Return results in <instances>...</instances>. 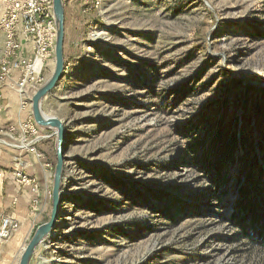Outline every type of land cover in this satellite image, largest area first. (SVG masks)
Returning a JSON list of instances; mask_svg holds the SVG:
<instances>
[{
    "label": "rangeland",
    "instance_id": "rangeland-1",
    "mask_svg": "<svg viewBox=\"0 0 264 264\" xmlns=\"http://www.w3.org/2000/svg\"><path fill=\"white\" fill-rule=\"evenodd\" d=\"M7 4L0 0V17ZM86 6L41 105L64 124L65 158L56 225L29 264H264V249L239 241L229 220L243 175L264 183V0ZM53 68L54 59L45 80ZM5 129L0 122V218L11 215L20 228L0 264H18L49 218L56 158L43 196L20 129L12 137ZM232 130L243 143L230 155Z\"/></svg>",
    "mask_w": 264,
    "mask_h": 264
},
{
    "label": "built area",
    "instance_id": "built-area-1",
    "mask_svg": "<svg viewBox=\"0 0 264 264\" xmlns=\"http://www.w3.org/2000/svg\"><path fill=\"white\" fill-rule=\"evenodd\" d=\"M0 17V33L4 44V55L0 59V111L3 109V89L8 87L17 96L20 111L30 108L31 97L45 81L43 72L49 61L54 59L56 27L52 12V0H7ZM96 5L99 0H95ZM20 137L26 150L37 160L44 156L37 145L53 136L44 133L27 114L19 125ZM15 127L3 130L12 137ZM19 148V147H18ZM13 173L20 184H29L24 171L19 167ZM4 172L0 169V180ZM20 228L18 219L11 215L0 218V249Z\"/></svg>",
    "mask_w": 264,
    "mask_h": 264
},
{
    "label": "water",
    "instance_id": "water-1",
    "mask_svg": "<svg viewBox=\"0 0 264 264\" xmlns=\"http://www.w3.org/2000/svg\"><path fill=\"white\" fill-rule=\"evenodd\" d=\"M52 12L56 27L54 45V68L51 75L37 88L31 97L30 107L34 123L41 129L52 130L55 134V158L56 163L53 172L51 190V211L47 221L37 226L30 240L24 247L18 264H29L31 256L47 236H49L55 225L60 210V185L63 174L65 135L64 124L57 117L47 115L42 110V101L52 91L62 77L64 71V3L63 0H52Z\"/></svg>",
    "mask_w": 264,
    "mask_h": 264
},
{
    "label": "crops",
    "instance_id": "crops-1",
    "mask_svg": "<svg viewBox=\"0 0 264 264\" xmlns=\"http://www.w3.org/2000/svg\"><path fill=\"white\" fill-rule=\"evenodd\" d=\"M86 4L87 0H64V26L66 34V38L64 37V49L66 48V41L72 37V35L74 34V30L76 28L81 27V25L85 24L84 22L86 20V17H89L90 15V13L87 12L89 10V7L86 6ZM3 105V109L0 111V122L1 124H4L5 128L7 129L8 127L13 126H17V128H19L20 123L24 120L22 116H27V114H31V110L29 108L20 111V105L18 103L17 96L8 87H5L3 89ZM42 131L44 133H51V130L48 129H42ZM54 142L52 140V137H50L38 143L37 149L44 155L42 159L37 160L31 154H28L24 157V159H28L27 161L30 164V175H41L40 178H42V181H40V184L43 187V196H47L48 192L47 177L48 175H51V161L53 154H55ZM9 198L11 197L9 196ZM15 204L18 209H26L23 207L24 204L21 199H17V202Z\"/></svg>",
    "mask_w": 264,
    "mask_h": 264
},
{
    "label": "trees",
    "instance_id": "trees-1",
    "mask_svg": "<svg viewBox=\"0 0 264 264\" xmlns=\"http://www.w3.org/2000/svg\"><path fill=\"white\" fill-rule=\"evenodd\" d=\"M220 138L221 130L217 128L211 144L217 146ZM242 143L236 130H232L225 149L232 155L236 145ZM223 152L224 149L219 151ZM243 176L244 180L236 188V200L229 220L238 229L239 241H245L252 248L264 249V183L255 182L249 171Z\"/></svg>",
    "mask_w": 264,
    "mask_h": 264
},
{
    "label": "bare ground",
    "instance_id": "bare-ground-1",
    "mask_svg": "<svg viewBox=\"0 0 264 264\" xmlns=\"http://www.w3.org/2000/svg\"><path fill=\"white\" fill-rule=\"evenodd\" d=\"M1 142L12 145L11 143H9V142H7V141H1ZM23 146H24V144L21 145V147H23Z\"/></svg>",
    "mask_w": 264,
    "mask_h": 264
}]
</instances>
